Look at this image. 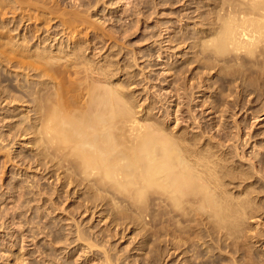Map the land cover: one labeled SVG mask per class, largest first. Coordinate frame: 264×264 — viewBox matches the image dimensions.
<instances>
[{
  "label": "rangeland",
  "instance_id": "rangeland-1",
  "mask_svg": "<svg viewBox=\"0 0 264 264\" xmlns=\"http://www.w3.org/2000/svg\"><path fill=\"white\" fill-rule=\"evenodd\" d=\"M219 1L96 0L98 7H95L97 3L94 1L93 4H91L92 2L90 4L86 3L87 9L85 11L93 5L87 11L88 14L84 12L87 16L86 19L84 14L77 13L83 15L84 20H87L86 22L91 21V27L88 23V26H75L72 28L73 30L67 27L71 32L66 29L65 33H62L63 28L57 26L58 30L61 27L59 31L57 30L61 35L60 37L59 34L57 36L59 39L63 36L62 43H57L58 37H56V41H50L45 51L49 50L46 53L52 58H57L58 62L65 61L64 58L67 59V56H72L73 53L76 55L79 53L76 56V61H79L80 66H77L78 68H85V71L82 70L81 75L79 74L81 78L79 81L82 80L81 82L84 81V78L89 82L90 79L96 81L95 78L99 77L96 75V68H94V73L92 67L106 69L104 70L105 74L108 72L104 77L109 80V83L106 84H109V86L114 84L113 87L119 84L120 86L117 87L120 88V91L123 92V89L125 92L127 91L126 95L128 97L125 96L124 92L122 94L127 102L131 100L130 106L132 103L133 109L137 112L135 116L142 126L148 125L145 126L147 129L152 124L153 127H159V129L154 128L158 130L155 133L159 134L164 130L163 134L165 133L167 136L168 133H170V137L176 135L177 137L174 140L176 139L175 142L180 143L181 147L186 144L187 140L196 138L198 141L195 140V143L193 140V142L197 144V147H195V144V148L189 146L192 145L189 141L186 144L188 148L191 147L190 150L194 148L191 155L193 153L199 155L206 151L204 153L206 155L208 153L209 155L215 154L220 160L224 158L223 161L219 162L224 169L220 168V164L217 165L216 172L223 171H221L222 175L219 174L221 176L217 175L218 180H221V177L224 178H222V182L219 181L220 185L218 184L216 193H219L220 188L224 187L220 192L226 190L222 193L223 196L224 193L226 195V202L231 200L227 195L231 196V206L236 205V200L239 199L238 203L243 201L242 203L246 205V208L250 207L247 210L242 208V210H246V212L243 211L244 214L247 213L248 215L243 218L239 213L241 216L237 218L238 224L236 226L235 223L234 232L231 230V235H223L224 231L225 233L227 231L218 226L217 229L212 221L210 222L205 218L202 219L203 222H199L202 221L199 214L196 215V211H201L199 202H197V205L196 202H192L194 203L192 205L191 203L186 204V208L183 206L188 211V216L181 218L178 214H175L179 208H170L171 206L169 207L165 202L162 203L161 200L159 203L156 194L159 195L158 192L160 191L157 190L156 192V189L155 192L154 189L149 192L148 188L147 191H143V195L145 192V195H147L146 197L142 195L144 202L141 199L139 202L131 200L133 204L132 202L130 204V199H128L129 203H126L125 198V203L124 200H121V204H118V202L116 203L118 205H114L115 202L109 200V192L105 194L103 191L105 196L101 194L100 198L103 199L101 201L98 198V201H101L98 202L96 198L99 196L98 193L101 192H96L95 195L93 189V191L89 189L92 191L90 192L87 188V191L85 186V188L80 186L82 189L74 185L59 187L58 178L61 174L50 169L46 171L43 169L44 171H42L39 167L41 162L35 161L34 137L29 131L28 134L21 136V139L14 138L11 141L12 138L9 136L7 141L3 138H6L9 134L10 128L12 132L21 127H26V125L28 127L33 119L34 115L29 100L32 97H27L28 100L26 101V97L19 94L21 103L19 102L14 110L15 112L10 106H3L4 103L0 107L2 109H0V138L4 139V143H2L3 141L0 143V264H264V61H254L253 58L245 56L247 60L243 57L246 61L243 60L242 66L239 63L228 65L222 63L221 59L214 60V57H212L213 61H210V58H207V60L203 57V59L200 58L199 60L197 58L198 60H196L195 55L198 53H195L194 41L197 39H194L201 37L199 34L201 31L203 33L207 27L203 17L209 14L215 2L218 3ZM65 2L70 5L72 0H65ZM84 4L82 9H80L81 6L77 7V9H80H78L80 13L84 11ZM70 9L72 8L70 7ZM77 9H75V12H78ZM130 10L133 12H131L132 14ZM200 13L205 15L201 17ZM53 21L55 22V19ZM53 21L50 26L49 24L45 26L46 28L49 27L51 31H56L54 27L56 25ZM83 26H86V28H82ZM53 27L55 30H52ZM24 29L25 26L18 31L16 30V32L23 35L25 33ZM44 33L46 35V32L41 35L44 36ZM202 33L200 35H203ZM181 36L184 38L182 39ZM73 42L77 46H74ZM80 45L81 48L83 47L82 49L79 48ZM4 47L2 46V48ZM75 47H78L79 51L77 49L76 51ZM33 48L35 49V47ZM34 49H31L30 52ZM193 60L198 62L195 63ZM1 63L4 65L5 63L0 62V73L4 74V77L3 74H0V87L1 89L3 87L2 90H4V86L7 90V85L11 83L24 85L26 80L31 81L30 78L35 80L33 77L28 76V78L24 75L27 70L23 72L21 69L20 71L23 73H20V71L15 73V67H10V65L7 67V64L4 66ZM203 65L209 67H203ZM84 66H88L90 70ZM70 71L73 72L74 70L71 69ZM104 71H101V73L104 74ZM216 72H219L218 75L220 76H217ZM108 73L111 75L109 76ZM15 74H23L25 77ZM71 74L65 75V78L67 76L65 80L68 82L71 80L69 83H77L78 81L73 78V73ZM5 76L11 79L8 80ZM2 78H6L7 82L6 79L2 81ZM45 79L43 78L42 81ZM24 89L19 90L24 91ZM75 90L77 92V89ZM8 91L10 95L14 93V91ZM232 101H234V104H232ZM3 107L7 108L4 109ZM5 110L10 111L8 113ZM3 114H6L7 117H4ZM254 116L257 118H252ZM18 126L20 127L18 128ZM150 129L153 130L152 127ZM14 131L13 133H15ZM162 135L158 136L161 137ZM165 135L163 137L167 138ZM190 135L191 137L188 139ZM237 135L239 137H236ZM169 136L168 138H170ZM179 140H182V142H179ZM184 140L186 142H183ZM219 141L221 142L220 145H218ZM215 143L218 145V149L217 151L211 149L210 151L214 152L211 153L208 146ZM196 148L197 150L202 148L204 151L199 150L200 152L197 154ZM218 150L222 152H218ZM259 158L262 160L263 166L258 165ZM120 161L122 162V160ZM227 161H229V165ZM222 162L228 165L225 166L226 169ZM257 167L258 169L255 170L258 171L253 173L254 168ZM226 170L229 171L228 180L224 174ZM254 175H258V178L253 177ZM250 176L253 178H250ZM221 185L223 186L221 187ZM243 191L246 193L243 194ZM91 193H94L93 199L91 197L89 199V195L92 196ZM60 195L61 197H59ZM152 196L154 197L152 198ZM52 197L53 199H51ZM104 197H106V200ZM153 200L155 205H153ZM195 205L199 208L197 209ZM237 205L239 206V204ZM237 205L233 207L236 208ZM137 206H139V209ZM144 207L145 210H143ZM192 208L194 210L191 213L189 209ZM170 209L173 211H170ZM143 218L145 219L143 220ZM197 218H199V221Z\"/></svg>",
  "mask_w": 264,
  "mask_h": 264
},
{
  "label": "bare ground",
  "instance_id": "bare-ground-1",
  "mask_svg": "<svg viewBox=\"0 0 264 264\" xmlns=\"http://www.w3.org/2000/svg\"><path fill=\"white\" fill-rule=\"evenodd\" d=\"M64 1L65 0H0V47H1V49H0V62H4L5 65L3 63H1L4 66H6V64H7V67H8V65H10V67H15L14 68L15 73L20 71L21 69L23 70V72H24V70H27L24 72V73H26L24 75H26L27 77L28 76L33 77L35 79V80H33L32 78H30L31 81L26 80L25 81L26 84L23 81L24 85H16V84L14 85V83L13 84L11 83V84L7 85L9 88L8 89L6 87L7 90H5V86H4L5 91L2 90L3 87H2V89L0 87V89H1L0 90V107L2 106V103H4L3 106H10V108H12V110L14 111L16 109V107L18 106L19 102L21 103V98L19 96L23 94L26 97V101L28 100L27 97H29V96L32 97V98H29V100L31 103V108H32L31 110L33 111V115H34L32 121L30 122V125H28V127H27V125H26V127L24 126L21 128H19L20 126H18L19 129L17 131L13 130L15 133H13V131L11 132V130H10L11 128H10L8 131L9 134L8 135L6 134L7 139L5 137H3V138L8 141L9 136H10L12 138V140L11 139L10 140L13 141L14 138L19 139L21 136L28 134V131H29V133L34 137L33 138V146L35 147L34 150L36 153V155H34V156H36L35 161L41 162V164H39V163L38 164L40 165L39 167H40V169H42V171H44V170L46 171V170L50 169V170H54L55 172L57 171L58 174H61V176L59 178L57 177L59 181L56 180L59 182L58 183L59 187H61V186L63 187L66 185H68V186L74 185L77 187H80V186L84 187L85 186L86 190H87V188H88V190L93 189L94 191L93 190L92 191L95 192V195H96V192L97 193L101 192V193H98L99 196H97L96 201H98L99 200L98 198H100L103 195V191L105 192V194H106V192H109V196H110L109 200L111 202H115V203H113L114 205L118 202H119L118 204H121L122 203V202L120 203L121 200L122 201L124 200V203L126 201H127L126 203H129L128 199H130L129 200L130 204L132 201H134V202L138 201L139 202V201L143 200L144 196L145 197L147 196V195H145L146 192L143 195V191H147L149 189L148 191L150 192V191H152V189H154L153 191L155 192V189H156V192H157V190L160 191V192H158V194L160 193L159 195L156 194V197L159 200V203L161 201H163L162 203L165 202L166 205H169V207L171 206L170 208L175 207V208L181 209V210L178 209L175 212V214H178V216H180L181 218L186 217V215L188 214V211L186 209H184L183 206L185 207L186 204L188 205L190 203H191V205L194 204L192 202H196V205H197V202H199V207H200L202 213H201V211H199V212L196 211V213H197L196 215L199 214V218L201 220L206 218L207 220H210V222L212 221L215 224L217 229H218V227L225 229L227 232L225 233V231H224L223 235H231L232 234L231 230H232V232H234L233 228L235 226V223H236V226L238 224V222H237L238 216L242 215V217L244 218V217H246V215H248L247 213L244 214L248 207L246 208V205L244 203H242L243 201L241 203H238L239 199L236 200V203L239 204V206L236 204L238 207H236V208L233 207L236 205L231 206L232 204H230V202H231L232 198H231V196H228V195H227V197H230L231 200L229 199L230 201L226 202V200H225L226 195H225V193H224V196L222 194L226 190L223 191L222 193L220 192L221 189L224 188V187H222L223 185H221L222 188L219 187L220 188L219 193H216V190L218 189L217 187L220 185L219 181L222 182V178H224V177H221V178L219 177L221 180H218V176H221L223 173H221L222 170L219 173L216 172V170L218 169L217 165H219L220 164L219 162L223 161L224 158L223 159L221 158L222 160H220V158H217L218 156H215V154L209 155V153H208L206 155V154H204L206 151L199 154V155H196L195 153H193L195 155L192 156L193 154L191 155V151L195 147H197L196 146L197 144H195V143L198 140H196V138L193 139V137H192V139L194 140L195 143L193 142V140H187V142L189 141L190 143H192V145H189V146L194 147V144H195V147L192 150H190L191 147L188 148V146L186 145L187 142L185 140L183 142H186V144H185L186 147H184L185 146L184 144H183L184 146L181 147L180 143L175 142L176 139L174 140V138L177 136L174 134H173L174 137L172 136L173 137V139H172V137L169 136L170 133H168V136L170 138H168V136L165 135V133L163 134L164 130L162 131L160 129L162 131V133L158 134L157 133L158 130H155V129H159V127L158 128L153 127L152 124H151V127L153 130L150 129L151 127L150 128L148 127L146 129L145 126L147 127L148 125H143L144 126L143 127L142 124H140V121L137 120L138 118L135 116V114L137 112L133 109L132 103L130 106L131 100L128 101L129 104L126 101L127 99L125 98V96H127L126 95L127 91L125 92V90L123 88H121V89H123V92L125 94V96H124L122 94L123 93L122 90L120 91V88L117 87L119 84H117L116 87H113L114 84H113V86H109V84H106L109 81V80H107L108 78L105 79V77H104L108 72L107 71L105 74L104 70H106V69L102 70L100 67H92L94 70V73H95L94 68H96V71H97L96 75L99 76L97 79L95 78L96 81H93V79L92 80L90 79L89 82H87L86 78H84L83 82H81L82 80L79 81L81 79L80 78L81 72H82V70L84 72L85 68H82V67L78 68V66H77V65H79V63H78L79 61L78 62L76 61L77 60L76 56L79 54L78 52H77L78 54L76 55L75 53H73L74 52L73 51L72 56H67L68 58L67 59L64 58L65 61H63V62H61L62 60L60 62H58L59 60L57 58H55V57L52 58V56H50L48 53H46V51H49V50L45 51L49 42L54 41V40L56 41V37H58L57 35L59 34L58 31L61 29V27L63 28L62 29V33H63L67 29V27H70L69 29H72L73 27H75V26L78 27L79 25H81V26L82 25H86V26L90 25L91 21L86 22L87 20L86 21L84 20L83 15H78L77 13H79V14H84V12L86 13L91 8V6H93V5L89 6L90 8L87 11H85V9H87V6H85V5H87L86 3L90 4V2H92L91 4H93L94 2H96V0H72V3L70 5L68 3L69 1L65 2V3H64ZM97 1H100V0H97ZM149 2H150V0H149ZM164 3H162V4H164ZM83 4H84V7H83L84 11L82 10L83 13H80V11H78L79 8L77 9V7L81 6L80 9H82ZM215 4L213 6V9L211 11H209L210 13L207 11V13H209V14L206 13L207 15H205V14L202 15L200 13L201 17L205 15L203 17L204 18L203 21L204 20L206 21L205 24L207 27L205 26L206 28L204 29L203 33L201 31V33L203 35H200L201 33L199 34V36H201V37L198 38L195 35L197 37L194 39V40L197 39L196 41H194L195 42L194 46L196 47L195 53H198L196 55L200 56V57H198L195 55L196 60H198V59L200 60V58L203 57L205 59L210 58V61H213L212 57H214V60L217 61V60L221 59L220 61H222V63L224 62L225 64L229 65V64H238V63L241 64L244 62L243 60L246 59L245 56H247L249 58H253L254 61H260V60L264 61V0H220L218 3L215 2ZM96 5H95V7H98V3ZM70 7L72 9H70ZM133 8H131V9L134 10ZM75 9H77L78 12H75L76 11ZM131 12L132 11L130 10V13ZM87 14H88V12H87ZM84 16L86 19L87 16L85 14H84ZM184 16H186V15H184ZM64 17H66V18H64ZM54 19H55V22L53 21ZM56 19H58V20L56 21ZM179 20H181V19H179ZM52 21H53L54 25H56V26H54L55 28L57 26H61L59 28V30L56 28V31H51V29L49 27L46 28V26H48V24L50 26ZM87 23H88V25H87ZM23 26H25V29H24L25 33L23 35H19V32H16V30L18 31ZM44 26L46 29L43 28ZM86 26L85 27L83 26L82 28H86ZM54 27L52 30H55ZM90 27H91V25H90ZM48 28H49V30H48ZM92 28H93V25H92ZM94 28H96V27H94ZM69 29H67V31L71 32V31H69ZM74 29H76V28H74ZM12 32H15L16 34L15 33L12 34ZM38 32H39V34H37ZM43 32H46V35L44 33V36H42L41 34ZM66 34L69 35L68 33H66ZM60 35L61 34H59V37H60ZM59 37L57 38V43H62L63 36L61 39H59ZM181 37H182V39L184 38L183 36H181ZM191 38H193V37H191ZM64 39H66V38H64ZM65 41H68V40H65ZM46 42H48V43L46 44ZM55 43H52V44H55ZM41 45H43V46L41 47ZM75 45L76 44L74 43V46ZM2 46L3 47L7 46L8 48L7 47L2 48ZM57 46H59V45H57ZM33 47H35V49ZM77 48L75 47V50ZM79 48H81V45ZM31 49H34V50L32 52H30ZM77 50L79 51V49H77ZM54 56L57 57L58 55H54ZM69 57H72V58H69ZM243 57H245V59ZM81 58H79V59H81ZM216 58H218V59H216ZM82 59L84 60V58H82ZM253 59H251V60H253ZM196 60H193V61L195 63H197L198 61H196ZM90 62H91V60H90ZM87 63H89V62H87ZM190 63H191V61H190ZM199 63H201V62L199 61ZM83 64L85 65V63H83ZM81 65H82V63H81ZM208 65H203V67L204 66L209 67ZM221 65H223V64H221ZM242 66H241V68H242ZM261 66H258V67H261ZM84 67H86V66H84ZM207 67H205V68H207ZM220 67H222V66H220ZM226 67H227V65H226ZM233 67H234V65H233ZM86 68H88V66ZM92 68H91V71L93 72ZM236 68H238V67H236ZM16 69H17V71H16ZM71 69H73L74 71L71 72L70 71ZM107 70H108V68H107ZM101 71H104V74H102ZM222 71H220V72H222ZM23 72L20 71V73H23ZM27 72H30L31 74H29V73L27 74ZM88 72H90V71H88ZM71 73H73L74 80L78 81L77 83H75V82L69 83L71 81L70 78L72 79V76L69 78V80H70L69 82L67 80H65V79H67V76L65 78V75H70ZM85 73H87V72H85ZM110 73H108L109 76L111 75ZM216 73H217L216 74L217 76H220V75H218L219 72H216ZM15 75H17V74H15ZM21 75H23V74H21ZM21 75H17V76H21ZM85 76L88 77L86 74H85ZM3 77H4V74H3ZM5 77L7 78L8 76H5ZM6 78H2L3 80L2 79L1 80L4 81ZM28 78H26V79H28ZM41 78L42 79L46 78L47 81H45L46 79L44 81H42ZM111 78H112V76H111ZM7 79L9 80L11 78H7ZM7 79L5 80L6 82H7ZM24 80H25V78H24ZM8 82L10 83V81H8ZM219 84H221V83H219ZM252 84H253V82H252ZM122 87H123V85H122ZM18 88L19 89L25 88V89H24V91L23 90L20 91ZM75 89H77V92ZM8 90H10V92L14 91V93H13L14 95L12 93L10 95L8 93L9 92ZM83 91H85V92H83ZM15 92H16V95H15ZM17 92H18V94H17ZM128 92H131V91H128ZM236 92H238V91H236ZM179 102H181V101H179ZM233 102L234 101H232V104H234ZM239 103H240V101H239ZM10 104H12V105H10ZM178 105H177V107H178ZM228 105H230V104L228 103ZM237 105H239V104H237ZM6 108L7 107H5L4 109H6ZM227 109H230V108H227ZM5 111L7 112L8 110H5ZM9 111H8V113H9ZM176 114H178V113H176ZM5 115H4V117H7ZM14 115H15V113H14ZM190 115H191V113H190ZM255 116L252 118H254V119L257 118ZM0 120H1V118H0ZM0 123H1V121H0ZM149 129H150V131H149ZM15 130H16V128H15ZM201 130H203V129H201ZM26 131H27V133H26ZM155 131H157L156 133L158 135L163 134L167 138L163 137V135L161 137L158 136L155 133ZM233 131H235V130H233ZM238 131H239V129H238ZM182 135H183V133H182ZM208 135H207V137H208ZM190 137H191V135L188 137V139ZM200 137H197V138H200ZM236 137H239V136L237 135ZM3 138L2 139L0 138V143L2 141H3L2 143H4ZM202 138H203V136H202ZM182 139H184V138L182 137ZM216 140H218V139L216 138ZM233 140H235V139H233ZM180 141L182 142V140H179V142ZM199 141H202V140H199ZM14 142H16V140H14ZM241 142H242V139H241ZM190 143H188V144H190ZM210 143H211V140H210ZM210 143H208V144H210ZM208 144H205V145H208ZM220 144H221V142L219 141L218 145H220ZM218 145H216V143L211 144L210 146H208L210 148L209 151L211 149H216V151H217ZM219 148H220V146H219ZM195 150H197V148ZM199 150H200V148L196 151L197 154H198V152H200L202 150V148L200 151ZM221 150H218V152ZM202 151H204V149ZM210 152L214 153L212 151H210ZM7 156H9V155H7ZM227 156H229V155H227ZM236 156H238V155L236 154ZM220 157H222V156H220ZM120 160H122L123 164ZM225 161H226V158H225ZM228 162L229 161H227V164H228ZM6 163H7V161H6ZM223 165H224V167L225 166L227 167L229 164L226 165L224 162ZM258 165L263 166L262 160L260 158L258 160ZM4 166H2V167H4ZM219 166L221 169L223 168V166L221 164ZM238 166H240V165H238ZM226 167H225V169H226ZM220 168H219V170H220ZM255 169H258V167L254 168L253 173L256 171ZM259 169H261V168H259ZM228 170H226L227 174L224 173L226 179L228 178L227 175L229 174ZM252 170H253V168H252ZM220 173H221V175H219ZM239 174H241V173H239ZM256 174H258V173H256ZM229 176L232 177L231 175H229ZM253 177L258 178V175H256V176L254 175ZM253 177L250 176V178H253ZM259 179H261V178H259ZM231 180H229V181H231ZM241 181H243V180H241ZM258 183H259V181H258ZM245 188H247V187H245ZM92 191H90V192H92ZM254 191H252V192H254ZM227 192H228V190H227ZM244 192L245 191H243L242 193L244 194ZM93 194H92V196L89 195V199H90V197L91 198L93 197ZM147 194H149V193H147ZM57 195H59V194H57ZM95 195H94V197H95ZM142 195H143V197H142ZM103 196H105V195H103ZM59 197H61V195ZM153 197L154 196H152V198ZM104 198L106 200V197H104ZM125 198H126V201H125ZM51 199H53V197ZM54 199H56V198H54ZM101 199H103V198H100V200ZM109 200H107V201H109ZM96 201H95V203H96ZM101 201H98V202H101ZM144 201L145 200H143V202ZM244 201H245V199H244ZM86 202H88V201H86ZM148 202H150V201H148ZM153 202H154V200H153ZM118 204H116V205H118ZM132 204H133V202H132ZM233 204H235V203H233ZM243 204H244V206H243ZM136 205H137V203H136ZM153 205H155V202ZM139 206H137L138 209H139ZM195 206H193V207H195ZM189 207H190V205H189ZM199 207L196 206L197 209ZM242 208H245L246 210L245 209L242 210ZM140 209L142 211V207ZM145 209L146 208L144 207L143 210H145ZM248 209H250V207ZM189 210H191L189 212L192 213V210H194V209L192 208ZM244 210H245V212H243ZM141 211H139V212H141ZM170 211H173V210L170 209ZM177 212H179V213H177ZM239 213H241V215ZM196 215H195V217H196ZM150 217H151V215H150ZM155 218H156V216H155ZM190 218H192V217L190 216ZM199 218H197V220ZM144 219L145 218H143V220ZM151 219H153V218H151ZM199 222H203V220L199 221ZM188 223H191V222H188ZM210 224H212V223H210ZM214 224H213V226H214ZM203 225H205V224H203ZM215 226H214V228H215ZM218 238H219V236H218ZM171 242H172V240H171ZM232 244H233V242H232ZM218 245H219V243H218Z\"/></svg>",
  "mask_w": 264,
  "mask_h": 264
}]
</instances>
